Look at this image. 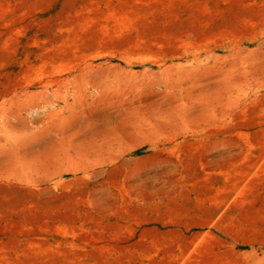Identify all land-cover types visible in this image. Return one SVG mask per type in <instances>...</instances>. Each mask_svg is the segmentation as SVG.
Masks as SVG:
<instances>
[{
  "label": "rangeland",
  "instance_id": "374dc122",
  "mask_svg": "<svg viewBox=\"0 0 264 264\" xmlns=\"http://www.w3.org/2000/svg\"><path fill=\"white\" fill-rule=\"evenodd\" d=\"M0 264H264V0H0Z\"/></svg>",
  "mask_w": 264,
  "mask_h": 264
}]
</instances>
